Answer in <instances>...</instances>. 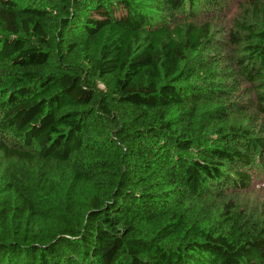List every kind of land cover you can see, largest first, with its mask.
Segmentation results:
<instances>
[{"label":"trees","instance_id":"trees-1","mask_svg":"<svg viewBox=\"0 0 264 264\" xmlns=\"http://www.w3.org/2000/svg\"><path fill=\"white\" fill-rule=\"evenodd\" d=\"M264 0H0V264H264Z\"/></svg>","mask_w":264,"mask_h":264},{"label":"rangeland","instance_id":"rangeland-1","mask_svg":"<svg viewBox=\"0 0 264 264\" xmlns=\"http://www.w3.org/2000/svg\"><path fill=\"white\" fill-rule=\"evenodd\" d=\"M255 185L241 196V203L249 212L262 214L264 218V181L254 182Z\"/></svg>","mask_w":264,"mask_h":264}]
</instances>
